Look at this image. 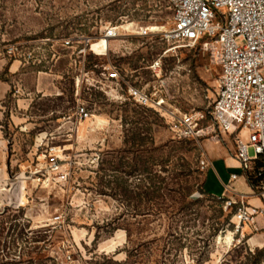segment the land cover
<instances>
[{"label":"rangeland","instance_id":"1","mask_svg":"<svg viewBox=\"0 0 264 264\" xmlns=\"http://www.w3.org/2000/svg\"><path fill=\"white\" fill-rule=\"evenodd\" d=\"M173 23L168 0H0V264H264L262 247L202 191L201 160L236 150L234 135L179 139L167 114L78 80L111 61L160 89L171 111L207 112L221 75L207 53H166L163 85L149 68L178 45L164 39ZM109 25L121 35L106 55L80 52L81 36L96 40ZM142 26L158 29L143 37ZM78 104L89 119H74ZM51 146L71 169L66 184L36 174ZM234 186L248 192L243 177Z\"/></svg>","mask_w":264,"mask_h":264},{"label":"built area","instance_id":"2","mask_svg":"<svg viewBox=\"0 0 264 264\" xmlns=\"http://www.w3.org/2000/svg\"><path fill=\"white\" fill-rule=\"evenodd\" d=\"M173 10V27L164 34V39L178 44L165 50L154 59L149 68L162 79L163 56L178 47H198L220 66L221 75L216 97L207 112L177 113L166 106L160 89L151 91L128 79L115 62L108 61L99 67L93 77L83 71L78 80L103 91L112 100H130L141 107H150L170 117V127L179 139L202 142L205 138H218L217 130L234 135L236 156L242 170H249L253 163H260L257 170L259 183L251 185L252 193L234 192L231 196H216L231 214L234 232L244 236L245 228L251 233L264 234V0H168ZM155 30L142 26L139 36H150ZM120 27L106 26L102 36L94 39L83 35L79 38L80 52L91 51L98 56L108 53L109 42L119 37ZM104 42L103 50L94 48L95 42ZM107 44V46H106ZM96 68V66H95ZM92 116L89 108L78 104L74 119L85 121ZM210 117L211 123L205 124ZM41 146V145H40ZM254 156L249 155V148ZM46 164L36 174L48 171L59 183L66 184L71 178V169L62 164L63 158L56 146L42 154ZM203 167L208 160H201ZM237 174H232L236 179ZM254 196L260 205L252 204ZM62 221V215L54 217ZM191 264H198L191 262Z\"/></svg>","mask_w":264,"mask_h":264},{"label":"crops","instance_id":"3","mask_svg":"<svg viewBox=\"0 0 264 264\" xmlns=\"http://www.w3.org/2000/svg\"><path fill=\"white\" fill-rule=\"evenodd\" d=\"M12 68H14V64H11V70ZM215 152L217 156L215 154L212 159L208 160V165L206 166V190L214 196H231L234 192H237L234 185L243 177L244 184L248 187V192L246 193L251 194L252 188L243 173L240 161L236 156V150L225 152L223 148L217 147ZM234 173L237 174L236 179H232V174ZM249 202L256 205L261 204L260 200L254 196L249 198ZM245 231L249 245L255 247L264 246L263 233L252 234L249 227H246Z\"/></svg>","mask_w":264,"mask_h":264},{"label":"trees","instance_id":"4","mask_svg":"<svg viewBox=\"0 0 264 264\" xmlns=\"http://www.w3.org/2000/svg\"><path fill=\"white\" fill-rule=\"evenodd\" d=\"M173 11V10H172ZM88 36V35H87ZM96 55V54H95ZM97 56V55H96ZM91 65V64H90ZM147 108H150V107H147ZM150 109H153V108H150ZM155 110V109H154ZM182 140H189V139H182ZM191 141V140H190ZM193 141V140H192ZM260 163H253L252 165V168L249 169V170H243V173L249 178V180L251 181V185L255 188L258 186V183H259V178L257 177V170L258 168L260 167ZM203 193L205 194H210L211 196L213 197H216L214 195H212L211 193L208 192V190H206V188H203ZM220 202L222 203V201L220 200ZM262 250H260L257 254V255H261V254H264V246L261 248ZM28 264H34V259L33 257L29 258L28 259ZM253 264H261V261L259 260V258L257 257L255 260H254V263Z\"/></svg>","mask_w":264,"mask_h":264},{"label":"bare ground","instance_id":"5","mask_svg":"<svg viewBox=\"0 0 264 264\" xmlns=\"http://www.w3.org/2000/svg\"><path fill=\"white\" fill-rule=\"evenodd\" d=\"M129 25L130 24H126V25H124L123 27L125 28V29H127V28H129ZM156 29H158L157 27H152V30H156ZM103 45H105V43L104 42H99V46H98V48L100 49V50H103V48H104V46ZM106 46H107V44H106Z\"/></svg>","mask_w":264,"mask_h":264}]
</instances>
